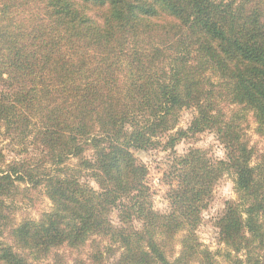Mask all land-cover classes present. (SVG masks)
I'll list each match as a JSON object with an SVG mask.
<instances>
[{
	"label": "trees",
	"instance_id": "obj_1",
	"mask_svg": "<svg viewBox=\"0 0 264 264\" xmlns=\"http://www.w3.org/2000/svg\"><path fill=\"white\" fill-rule=\"evenodd\" d=\"M183 109L194 115L175 130ZM249 118L262 135L264 0H0V264H69L60 248L71 264H264ZM205 131L224 159L175 153ZM160 145L173 155L165 213L132 154ZM224 175L235 199L212 252L196 232ZM38 190L51 208L16 222Z\"/></svg>",
	"mask_w": 264,
	"mask_h": 264
},
{
	"label": "rangeland",
	"instance_id": "obj_2",
	"mask_svg": "<svg viewBox=\"0 0 264 264\" xmlns=\"http://www.w3.org/2000/svg\"><path fill=\"white\" fill-rule=\"evenodd\" d=\"M193 115V110L183 109L179 113L178 125L175 130L186 129ZM256 127L254 120L249 118L248 124L245 126V135L250 147L255 151L254 157L256 158L253 160L255 164L261 162L264 158V133L262 135L258 134ZM164 141L165 139L161 140L162 145L165 144ZM162 145L153 149L132 150V154L138 163L145 165L147 168L148 174L145 177V185L151 193L152 207L154 211L159 213H165L169 209L167 193L170 187L167 175L173 162L172 152L165 150ZM189 149H199L213 160L225 158L222 144L209 131L189 136L179 142L174 151L178 156H181ZM5 155L7 160H11L13 157L9 149L5 150ZM87 156H89V153H87ZM82 180L97 189V185L88 177L84 176ZM23 199L19 202L20 210L15 214L16 222H20L23 219H38L51 208V203L42 190L31 192ZM233 199H235L233 178L231 175H224L216 183L211 199L208 201L206 208L201 212L202 221L196 232L199 242L212 252L222 247L219 242V230L216 224L224 212L226 203ZM110 220L115 226L120 224L117 210L111 212ZM86 251L88 249H85ZM58 252L63 253L69 264L76 257V253L68 248H60ZM219 261L221 264H226L222 259H219Z\"/></svg>",
	"mask_w": 264,
	"mask_h": 264
}]
</instances>
